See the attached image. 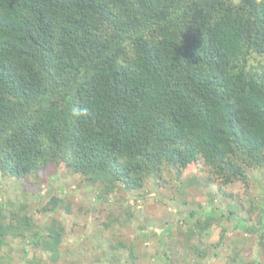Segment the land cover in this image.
<instances>
[{
  "label": "trees",
  "instance_id": "obj_1",
  "mask_svg": "<svg viewBox=\"0 0 264 264\" xmlns=\"http://www.w3.org/2000/svg\"><path fill=\"white\" fill-rule=\"evenodd\" d=\"M201 163L224 186L249 185L257 171L264 190V0H0L4 176L65 168L100 202L168 169L183 186V171ZM248 202L261 210L259 227L223 202L177 211H188L189 237L210 236L225 219L264 249V194ZM59 207L70 204L53 196L43 211ZM28 210L0 205V251L22 239L48 255L28 264H56L63 223L35 229Z\"/></svg>",
  "mask_w": 264,
  "mask_h": 264
},
{
  "label": "rangeland",
  "instance_id": "obj_2",
  "mask_svg": "<svg viewBox=\"0 0 264 264\" xmlns=\"http://www.w3.org/2000/svg\"><path fill=\"white\" fill-rule=\"evenodd\" d=\"M173 171L165 170L140 191L119 187L100 202L95 200L97 193L85 187L82 175L65 168L51 166L39 177L25 179L0 172V205L4 204L6 210L27 205L35 229L54 218L63 223L66 235L56 264H253L256 259L264 264V249L258 244L257 234H247L235 228L234 222L222 219L211 227L210 236L189 237L191 225L183 219L189 209L202 207L212 211L223 202V206L240 210L248 225L261 226V210L253 213L248 210V200L264 194L258 185L259 172L251 171L249 185L236 181L224 186L221 179L212 183L211 171L201 163L183 171L181 180L185 184L177 187L179 182ZM212 194L217 198L214 206L208 201ZM53 196L65 199L70 204L69 211L59 207L56 212L45 213L43 208ZM185 201L189 202L184 209L188 211L180 216L177 210H183L180 202ZM170 227L173 235L167 236ZM222 228L226 229L223 242ZM8 242L0 251V258L3 255L7 264H28L35 257L48 261L46 253L33 249L22 239L9 238ZM24 248L30 251L28 259L24 257ZM195 249L205 258L199 257ZM234 255L237 261L229 263L228 259Z\"/></svg>",
  "mask_w": 264,
  "mask_h": 264
}]
</instances>
